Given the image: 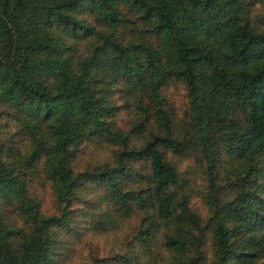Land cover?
I'll use <instances>...</instances> for the list:
<instances>
[{
  "label": "trees",
  "instance_id": "trees-1",
  "mask_svg": "<svg viewBox=\"0 0 264 264\" xmlns=\"http://www.w3.org/2000/svg\"><path fill=\"white\" fill-rule=\"evenodd\" d=\"M246 5L248 0H0V264H50L55 227L71 221L73 199L87 186L101 192L91 211L108 202L126 214L140 205L144 213L133 238L142 242L161 230L167 264H231L239 257L242 240L234 237L240 233L253 241L249 256H259L264 200L254 163L264 154V28L237 16ZM172 79L185 89V125L204 161L211 212L204 222L178 192L177 174L164 159L163 150L181 153L189 143L175 135L161 94ZM228 106L240 113V125L226 115ZM122 108L133 111L126 129L115 118ZM6 120L17 131L3 137ZM13 136L27 140L24 150ZM222 138L243 173L224 203L212 183ZM85 142L110 148L109 157L74 170ZM133 162L147 168L133 171L143 181L135 191L123 183ZM37 164L57 216L42 214L39 201L27 195L28 170ZM247 224L253 227L242 231Z\"/></svg>",
  "mask_w": 264,
  "mask_h": 264
},
{
  "label": "rangeland",
  "instance_id": "rangeland-1",
  "mask_svg": "<svg viewBox=\"0 0 264 264\" xmlns=\"http://www.w3.org/2000/svg\"><path fill=\"white\" fill-rule=\"evenodd\" d=\"M237 16L246 19L256 29H263L264 0H248V5L239 8ZM115 92L113 96L115 101H118L119 97ZM161 94L172 118L175 135L189 138L188 146L181 153H174L169 149L163 150L164 159L173 166L177 174L178 192L189 198L191 208L204 222L211 214L205 204L208 179L196 139L194 142L185 125L188 110L185 89L180 81L172 79L162 87ZM116 115L117 125L126 129L128 122L132 121L133 111L122 108ZM226 115L239 125L242 123V117L234 107L228 106ZM2 130H4L2 136L6 137L10 134L14 135L17 127L11 121L6 120V126ZM13 137L17 139V146L24 150L27 140L24 137ZM223 141L224 138L218 140L217 157L212 171V183L216 189L217 199L221 203L233 198L236 179L243 176L238 166L239 163L234 161ZM109 154L110 148L97 147L92 142H85L79 147L72 162V168L79 171L87 164L101 163L108 159ZM254 164L257 168L256 181L259 185V196L264 200V154L256 156ZM133 171L146 173V163L133 162L130 175L128 174L123 180L126 189L135 191L136 188L143 186V181L135 180ZM95 188L87 186L81 189V193L73 199L70 208L72 209L71 221L67 223V226L55 227L57 244L50 264H167L168 254L160 241L159 232L161 230H158L155 236H149L142 242L133 238L144 213L140 205H131L126 214L114 210V206L108 202V205L103 204L101 208H98L99 212L98 210L91 211L90 206L101 195L100 188H98L99 193L92 192ZM27 195H32L39 201L40 211L45 216L58 215L49 183L42 173L40 164L28 170ZM145 195L144 193L142 198ZM102 212L104 216L100 215ZM11 220L17 225L22 224L21 217L17 215H11ZM227 225L229 226L228 223ZM251 227L253 225L247 224L241 230L244 231L245 228ZM249 236V233L244 236L240 233L234 237L238 242L242 240V243L239 245V257L233 259L231 264H264V242L261 248L257 249L259 256H249L250 250L253 249L251 246L253 241L248 239ZM115 256H122L124 260L108 262Z\"/></svg>",
  "mask_w": 264,
  "mask_h": 264
}]
</instances>
